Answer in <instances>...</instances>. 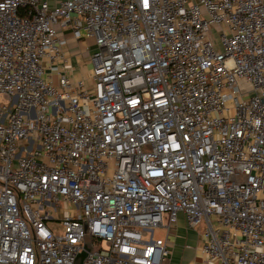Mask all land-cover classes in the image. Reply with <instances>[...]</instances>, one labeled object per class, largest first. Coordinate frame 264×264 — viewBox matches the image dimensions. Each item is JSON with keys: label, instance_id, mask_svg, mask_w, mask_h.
<instances>
[{"label": "built area", "instance_id": "built-area-1", "mask_svg": "<svg viewBox=\"0 0 264 264\" xmlns=\"http://www.w3.org/2000/svg\"><path fill=\"white\" fill-rule=\"evenodd\" d=\"M57 25L89 84L45 73ZM0 98V264H164L180 215L264 264L263 0H0Z\"/></svg>", "mask_w": 264, "mask_h": 264}, {"label": "crops", "instance_id": "crops-1", "mask_svg": "<svg viewBox=\"0 0 264 264\" xmlns=\"http://www.w3.org/2000/svg\"><path fill=\"white\" fill-rule=\"evenodd\" d=\"M264 1V0H263ZM58 37L64 40L62 46V58L50 69L49 64H45V73L49 80L56 85L58 75L62 74L69 79L72 84L83 82L89 84V75L92 65L89 58L93 50L89 46H94L91 38L76 40L70 31L57 25ZM167 240L169 256L164 264H212L201 254V230H189L182 215L179 216L176 227L172 230ZM171 233V232H170Z\"/></svg>", "mask_w": 264, "mask_h": 264}, {"label": "rangeland", "instance_id": "rangeland-1", "mask_svg": "<svg viewBox=\"0 0 264 264\" xmlns=\"http://www.w3.org/2000/svg\"><path fill=\"white\" fill-rule=\"evenodd\" d=\"M93 48H95V45H94V46H89V47H88L89 50H93ZM0 102H2V99H1V98H0ZM60 207L62 208L63 205L60 204ZM61 211H62V213H63V209H61ZM48 225L51 226V227H53V228H55V229L58 230V231H61V227H60L59 223L48 222ZM199 228H200V229H199ZM198 229L201 230V233H202V232H203V225L200 224L199 226H197V227L195 228V231L198 232ZM172 233H173V231H171L170 234L172 235ZM84 234H85V235H84L85 245H86L87 247H89V246H90V243H91V239H90V237H89V235H88L86 229H84ZM154 236H155L156 238H164V232H163V230H159V229L154 230ZM103 247H104V245H103ZM99 248H100L99 245H95V246L93 247L92 251H97V250H99Z\"/></svg>", "mask_w": 264, "mask_h": 264}, {"label": "water", "instance_id": "water-1", "mask_svg": "<svg viewBox=\"0 0 264 264\" xmlns=\"http://www.w3.org/2000/svg\"><path fill=\"white\" fill-rule=\"evenodd\" d=\"M87 251H89V249H87ZM86 252H82L81 254L77 255V257L75 258L74 264H83V262L87 256Z\"/></svg>", "mask_w": 264, "mask_h": 264}]
</instances>
